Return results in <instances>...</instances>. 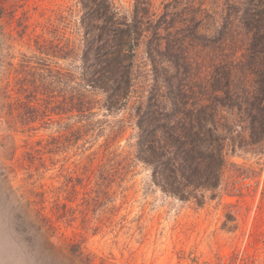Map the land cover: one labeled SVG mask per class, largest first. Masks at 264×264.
Returning a JSON list of instances; mask_svg holds the SVG:
<instances>
[{
  "label": "rangeland",
  "instance_id": "374dc122",
  "mask_svg": "<svg viewBox=\"0 0 264 264\" xmlns=\"http://www.w3.org/2000/svg\"><path fill=\"white\" fill-rule=\"evenodd\" d=\"M151 1L152 13L174 0ZM177 1L202 10V32L247 36L243 0ZM87 2H1L0 264H264V151L230 150L200 204L164 192L136 158L132 103L109 109L82 81Z\"/></svg>",
  "mask_w": 264,
  "mask_h": 264
},
{
  "label": "trees",
  "instance_id": "16d2710c",
  "mask_svg": "<svg viewBox=\"0 0 264 264\" xmlns=\"http://www.w3.org/2000/svg\"><path fill=\"white\" fill-rule=\"evenodd\" d=\"M87 1L85 88L103 92L109 109L132 103L136 158L164 192L202 203L222 184L230 150L264 151V0L240 2L247 36L202 32L192 2L151 13L153 1L137 0L130 18L111 0ZM87 96L77 95L80 113L92 109Z\"/></svg>",
  "mask_w": 264,
  "mask_h": 264
}]
</instances>
